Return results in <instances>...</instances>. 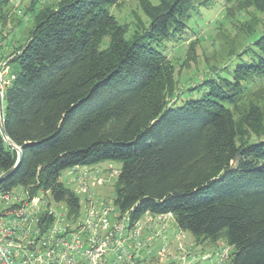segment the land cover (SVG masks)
I'll use <instances>...</instances> for the list:
<instances>
[{
  "label": "trees",
  "instance_id": "trees-1",
  "mask_svg": "<svg viewBox=\"0 0 264 264\" xmlns=\"http://www.w3.org/2000/svg\"><path fill=\"white\" fill-rule=\"evenodd\" d=\"M212 1L140 0L148 27L126 38L108 9L118 0H30L17 18L9 10L13 28L10 1L0 0V32L26 15L33 25L22 45H0V58L16 66L2 127L20 149L0 134V175L16 166L0 190L44 191L77 213L79 198L61 173L119 162L112 204L131 222L171 214L203 254L223 243L226 264H264V133L256 128V141L239 142L233 112L247 82L264 80V32L244 48L231 80L207 81L201 97L181 106L168 93L162 47ZM243 1L264 13V0Z\"/></svg>",
  "mask_w": 264,
  "mask_h": 264
},
{
  "label": "built area",
  "instance_id": "built-area-1",
  "mask_svg": "<svg viewBox=\"0 0 264 264\" xmlns=\"http://www.w3.org/2000/svg\"><path fill=\"white\" fill-rule=\"evenodd\" d=\"M22 1L12 0L15 10ZM8 61L0 58V112L14 79ZM79 168L69 169L75 177L67 182L77 184L69 188L79 198L77 213L44 191L29 196L21 187L0 190V264H196L198 257L170 227L171 214H145L131 222L113 204L95 202L87 172ZM94 178L103 184L97 172ZM228 254L223 249L219 258Z\"/></svg>",
  "mask_w": 264,
  "mask_h": 264
},
{
  "label": "rangeland",
  "instance_id": "rangeland-1",
  "mask_svg": "<svg viewBox=\"0 0 264 264\" xmlns=\"http://www.w3.org/2000/svg\"><path fill=\"white\" fill-rule=\"evenodd\" d=\"M9 1L7 20H10V26L13 28L15 27L12 26L13 16H9V10L17 18L18 13L15 11L19 12V9L23 10L24 7L30 8L31 3L30 0H24L15 10L12 0ZM148 1L153 5L159 2V0ZM243 2V0H235L226 4L224 0H213L205 7L196 6V10L191 13L189 29L165 42L162 51L171 70L168 92L171 96V104L181 106L187 100L198 99L207 91L203 89L209 83L207 81L212 79L216 81L220 77L231 80L236 65L246 61L245 56L240 57V54L264 32V13L251 6L245 7L246 3ZM50 3L53 4L52 0H48V4ZM108 9L116 22L125 27L126 38L148 27L149 20L142 11L140 0H118ZM22 19L21 24L15 29L8 27V32H0L2 52L17 48L25 42L33 25L29 15ZM10 67L12 70L16 68L14 64ZM245 86L248 89L245 97L233 112L241 127L240 141H238L254 142L257 140L256 128L259 129L258 132L264 133V80L257 78L253 83L247 82ZM250 111L254 112L255 119L247 117ZM120 168L119 162L105 161L92 167H80L77 171L81 174L87 172L88 177L85 180L95 202L112 204L117 183V176L114 173ZM70 171L64 170L60 175L61 183L67 188L77 185L67 184L75 177ZM95 172L103 180L102 185L95 183ZM170 227L175 233H181L182 243L190 247L191 252L198 257L196 264H226V259L219 258V253L221 254L223 249H229L225 244L218 243L217 253L210 254L211 258L207 261L201 260L200 257L207 250H203L202 253L200 247H193L190 234L178 230L174 226L173 219L170 221Z\"/></svg>",
  "mask_w": 264,
  "mask_h": 264
},
{
  "label": "water",
  "instance_id": "water-1",
  "mask_svg": "<svg viewBox=\"0 0 264 264\" xmlns=\"http://www.w3.org/2000/svg\"><path fill=\"white\" fill-rule=\"evenodd\" d=\"M0 134H1V136L3 137V139H4V141L6 142V143H8L14 150H16L18 153H20V149H18L17 147H15V146H13L12 144H11V142L9 141V139L5 136V134H4V131H3V127H2V113L0 112ZM16 167V166H15ZM14 167V168H15ZM14 168H12L11 170H9V171H7V172H5V173H3L2 175H0V180H2L4 177H6L7 175H9L13 170H14Z\"/></svg>",
  "mask_w": 264,
  "mask_h": 264
}]
</instances>
